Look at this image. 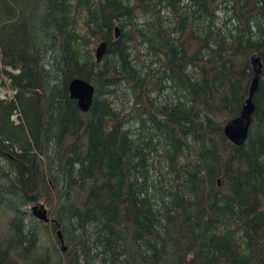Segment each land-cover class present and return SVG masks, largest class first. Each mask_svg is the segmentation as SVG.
<instances>
[{
	"label": "trees",
	"instance_id": "trees-1",
	"mask_svg": "<svg viewBox=\"0 0 264 264\" xmlns=\"http://www.w3.org/2000/svg\"><path fill=\"white\" fill-rule=\"evenodd\" d=\"M63 7L0 0V264H264V64L236 146L222 127L251 53L216 50L213 33L194 45L191 22L165 34L158 2L80 0L77 27ZM234 16L249 42L264 5ZM74 77L94 87L87 112L68 97Z\"/></svg>",
	"mask_w": 264,
	"mask_h": 264
},
{
	"label": "rangeland",
	"instance_id": "rangeland-1",
	"mask_svg": "<svg viewBox=\"0 0 264 264\" xmlns=\"http://www.w3.org/2000/svg\"><path fill=\"white\" fill-rule=\"evenodd\" d=\"M63 14L69 19L74 27L83 22L80 13V0H62ZM160 4L159 19L165 34L173 37L179 33L189 22L192 23L195 31V44L208 34L213 33L216 43L213 44L216 50L220 43L236 42L234 54L256 53L260 55L262 65L264 64V19L252 18L250 21V40L239 35L236 21L235 8H245L247 0H211L214 8L213 14L208 16L205 12L202 0H148ZM264 5V0H260ZM8 80L0 76V98L9 97L12 91L8 88ZM15 119L14 116H12Z\"/></svg>",
	"mask_w": 264,
	"mask_h": 264
},
{
	"label": "water",
	"instance_id": "water-1",
	"mask_svg": "<svg viewBox=\"0 0 264 264\" xmlns=\"http://www.w3.org/2000/svg\"><path fill=\"white\" fill-rule=\"evenodd\" d=\"M119 33L118 27L113 28V36L117 37ZM106 42L100 41L93 48L95 62H99L105 52ZM249 63L252 70V78L248 86L247 96L243 99L238 114L228 119L222 127L224 137L233 145H240L245 141L247 130L251 121V114L254 106L252 103V95L257 87V80L262 68L260 56L256 53L249 55ZM68 97L76 102L77 108L81 112H87L93 100L94 87L87 80L74 77L67 84ZM31 215L39 221L47 222L50 219L47 217V212L42 203H33L29 207ZM56 237L60 241L61 249L64 250L62 236L59 229L55 232Z\"/></svg>",
	"mask_w": 264,
	"mask_h": 264
}]
</instances>
